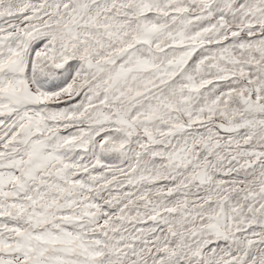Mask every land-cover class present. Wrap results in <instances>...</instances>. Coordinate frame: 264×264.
Instances as JSON below:
<instances>
[{
  "label": "snow or ice",
  "instance_id": "obj_1",
  "mask_svg": "<svg viewBox=\"0 0 264 264\" xmlns=\"http://www.w3.org/2000/svg\"><path fill=\"white\" fill-rule=\"evenodd\" d=\"M0 264H264V0H0Z\"/></svg>",
  "mask_w": 264,
  "mask_h": 264
}]
</instances>
